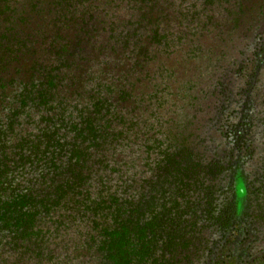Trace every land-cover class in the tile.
Returning a JSON list of instances; mask_svg holds the SVG:
<instances>
[{
	"label": "rangeland",
	"instance_id": "obj_1",
	"mask_svg": "<svg viewBox=\"0 0 264 264\" xmlns=\"http://www.w3.org/2000/svg\"><path fill=\"white\" fill-rule=\"evenodd\" d=\"M0 73V156L14 163L0 167V198L7 183L56 204L38 201L33 229L0 220V264H100L87 196L116 191L235 210L241 235L198 220L186 264H264V0H0ZM48 77L49 102L15 103ZM87 124L98 133L81 134ZM53 131L83 157L49 168L41 151L25 165L12 154ZM79 169L82 193L61 197Z\"/></svg>",
	"mask_w": 264,
	"mask_h": 264
},
{
	"label": "trees",
	"instance_id": "obj_2",
	"mask_svg": "<svg viewBox=\"0 0 264 264\" xmlns=\"http://www.w3.org/2000/svg\"><path fill=\"white\" fill-rule=\"evenodd\" d=\"M33 71L37 73L35 69L31 70V72ZM44 72L49 73L50 70L46 68L42 71L43 74L41 73V77L46 79ZM33 76L29 79H34ZM48 78L50 80H47L48 82L42 81L43 83L38 88H35V84H31L30 86L26 85L27 87L25 86L24 90L16 92L13 96L15 100L18 98V101L15 103L25 106L27 97L33 92L38 94L40 105H43V102H49L51 95L49 89L51 88V84L50 88L45 85L51 82L53 78ZM7 87L9 90H14L15 88L14 85L10 84L2 88ZM5 102L4 99L0 98L1 104ZM10 115L14 116L16 113ZM82 132L81 134L85 135V132L92 134L93 132L98 133V130L92 124H87L82 129ZM34 135L36 138L33 140L34 144L31 149L24 148V145L20 143L16 147L20 149L19 154L14 151L12 152L15 156L20 155V162L24 163V165L27 162L23 160H29L30 156H33L32 150L42 152L43 166L47 167L49 165V168L58 159H62L65 156L70 159L83 157L78 153L79 150L75 146L68 148L54 131L45 134L34 133ZM60 136L63 137L65 135L60 134ZM43 141H45V144L42 146ZM7 153L9 152L5 150L4 154L6 157L9 155ZM35 154L36 152L34 156ZM10 164L14 165L13 162L11 163V160L8 161L4 156L0 158V167L3 166L5 169L10 167ZM66 175L67 179L58 186L64 192L63 195L61 194V197L66 195L67 199L71 192L73 195H75L76 191L82 193L84 184L81 183L85 182L83 170H73ZM6 186L7 183L4 187L6 190L3 191L10 195L5 198H0V220L18 229L34 228L36 216L39 213L38 201H40L44 208L56 205L53 204V201L47 200L46 197L41 200H36L31 189H28L29 187L26 189L15 188L7 190ZM181 197L177 194H171L169 199L166 198V200H163L161 206V204L154 200L143 203L136 196H123V194L117 191L108 194L100 192L95 198H92L88 193L87 198H91V200L89 202L88 200H84L83 202H88L89 204L86 205L92 208L94 215H96L95 217L102 219V226L104 228L102 240L95 241L98 244L95 253L100 255L97 259L100 264H186V259L189 257L188 251L191 247V238L198 220L205 222L215 221V225L218 226L219 230L229 231L232 228L230 232L235 236L241 235L243 228L237 211L232 210L228 212L223 206L219 211H216V209H207L205 211L201 210L199 214V211H190L186 205L188 202H183L184 200L182 199L185 198ZM168 202L169 206L167 204ZM246 247L248 245L245 240L235 241V249L244 251ZM181 255H185V257ZM240 258H243L242 254L232 255L229 258L230 261L222 259V256H218L217 258L211 259L209 263L242 264V262L237 263V260H240ZM245 262V264H252L249 261Z\"/></svg>",
	"mask_w": 264,
	"mask_h": 264
}]
</instances>
